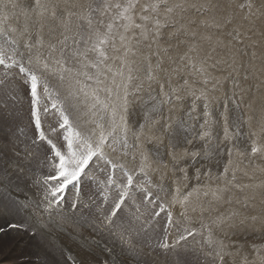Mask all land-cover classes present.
Returning a JSON list of instances; mask_svg holds the SVG:
<instances>
[{"label": "snow or ice", "instance_id": "1", "mask_svg": "<svg viewBox=\"0 0 264 264\" xmlns=\"http://www.w3.org/2000/svg\"><path fill=\"white\" fill-rule=\"evenodd\" d=\"M0 3L5 9L8 7V3L3 0ZM247 6L251 7L250 2ZM12 7L17 5L12 3ZM25 7L36 17H44L49 12L48 0H31ZM182 8V3L170 6L168 0H151L144 5H140V0H97L95 4L88 5L86 14L80 16L87 22V33L77 32L72 37L65 35L56 43H49L46 54L42 51L45 42L38 34L39 30L33 34L25 25L21 31L8 23L6 14L0 15V233L21 238L27 235L32 240H39L53 230L64 232L65 223H69L90 229L100 240L105 236L109 238V243L103 245L99 240L82 243L81 247L88 257L83 264H136L141 252L134 238L148 235L153 222L159 224L157 218L164 214L163 235L162 239H157L156 247L164 250L165 254L171 249L179 264H187L180 254L188 251L189 238L195 240L206 233L204 243L213 249L206 254L216 259L218 264H224L225 257L231 255L226 250L229 246L213 238L212 226L221 227L235 213L229 217H217L211 224L201 220L198 228L183 226L177 229L179 235L169 243L171 230L178 222L173 220L170 206L161 199V193L167 195V190L163 185L154 186L148 175L151 168L148 153L140 152L138 168L130 171L123 164L113 162L106 151L131 155L135 159L141 138L150 142L148 134L159 124L168 133L169 147L172 149L181 144H191L194 138L205 142L206 150L202 156L199 152L191 153L192 162L196 163L197 156L202 160H210L225 151L231 156V148L221 151L207 149L213 140L217 141L216 148H219L221 132L218 126L222 127L225 142L242 136L243 114L237 111L239 101L234 96L230 98L234 109L229 119L228 103L224 105L225 111L217 114L211 109L204 91L199 95L192 93L194 100L186 113L187 119L179 121L174 129L170 121L161 124L165 106L171 108L183 98L177 89L165 91L164 84L160 85V93L154 94L151 85L155 76L151 64L145 67L144 79H141L127 60L129 53L135 55L133 41L139 43L138 37L152 43L163 38V30L172 21L166 18L161 22V12L171 14L175 9ZM94 13H98L95 21ZM105 16L108 17L107 21ZM51 18L60 19L55 6L51 10ZM60 23L68 30V20L60 19ZM121 49L122 55H113ZM66 52L75 61L74 64H69ZM117 59L119 66L114 69L113 64ZM156 68H160L159 61ZM198 71L203 72V69ZM52 79H55L56 85H53ZM109 79L111 83L107 84ZM145 81L148 92L140 109L143 119L136 124L132 132L135 142H131L129 117L133 113L130 112V105L136 94L144 91ZM184 83L188 82L185 80ZM203 83L207 85L208 78ZM60 89L65 91L61 93ZM200 100H203L200 105L202 111L194 117L196 101ZM25 102L28 127L34 133L33 136H29L25 128L17 123L23 118ZM76 117H86L83 127L78 125ZM3 136L7 137L6 142ZM38 149L44 150V158L40 163L49 169L48 175L33 181L43 189L42 199L39 202L21 201L11 194V190L20 191L23 173H31V168L26 169L25 166L30 165L37 156ZM262 151L264 146L253 140L251 154ZM9 153L11 158L5 159ZM151 155L162 162L164 153L157 148ZM9 169L17 175H10ZM106 170L108 174L103 181L95 178L96 172ZM181 171L186 177V170ZM223 171L227 174L228 168L225 167ZM195 179L199 181V171ZM89 182L96 184L100 202L97 203L93 196L84 207L94 204L97 219L76 215L82 203L83 187ZM153 187L156 188L155 195ZM198 192L199 185L184 194L176 188L171 197V205L180 206V216L188 225L193 222L187 216L186 205ZM212 195L216 200L222 199L216 191ZM33 203L43 207L48 214L46 221L25 215ZM53 210L61 218L59 221L53 218ZM192 210L195 211V208ZM137 222L139 227H136ZM148 244L152 246L151 238ZM117 245L119 252L115 250ZM256 251L258 254L259 250ZM97 252L101 254L99 258ZM260 260L264 264V257H260Z\"/></svg>", "mask_w": 264, "mask_h": 264}, {"label": "rangeland", "instance_id": "2", "mask_svg": "<svg viewBox=\"0 0 264 264\" xmlns=\"http://www.w3.org/2000/svg\"><path fill=\"white\" fill-rule=\"evenodd\" d=\"M53 1H56L55 4L54 2L49 3L50 13H45L44 18L40 17L38 20L25 7L31 0H3L4 3H8L9 5L5 9L3 3H0V15L6 14L9 17L8 23L10 24V22L14 21L15 23L11 25L21 31L24 28L23 24L27 25L29 31L33 34H37L39 30L38 34L44 38L45 42V47L42 51L46 54L49 43H56L63 39L65 35L72 37L77 32L81 34L87 33V22L80 19V16L86 14L87 11L86 13L78 12V15L75 13L69 16L68 14L71 13V10L59 11L58 8L62 2L60 0ZM90 1L91 4L97 2V0H88L89 4ZM150 2L151 0H140V5ZM249 2L251 4L250 8L247 6ZM12 3L18 6L13 8ZM168 3L170 6L182 3L183 8L175 9L171 14L160 13L161 22H164L166 18L172 21L163 30V38L159 42L152 43L138 37L139 43L133 41L135 55L129 53L127 57L129 63L136 69L135 74L139 75L141 79H144L145 67L149 63L151 64L155 76V80L151 85V91L154 94H159L160 85L164 84L165 91L177 89L178 94L183 98L182 101L177 102L171 108L165 106L161 124L165 121H170L174 129L179 121L187 119L186 113L190 110L192 101L194 100L192 93L199 95L201 91H204L207 94L213 112L217 114L224 112V105L228 103L227 114L229 115V119L232 118L234 109L230 98L234 96L235 100L239 101L237 111L243 114L242 136L239 139L234 138L231 141L225 142L222 136V127L218 126V130L221 132L219 148H216L217 141L213 140L207 145V149L221 151L231 148V156L227 155L226 151L222 155H214L210 160L202 161L200 156H198V158L196 157V163L192 162L193 157L191 153L193 151L199 152L202 156L206 150L205 142L194 138L191 144H181L176 149H172L169 147L168 133L159 124L156 126V129H159V131L153 129L148 134L151 137L150 142L144 137L141 138L135 159L131 155L124 156L120 152H111L107 149L106 151H108L109 158L113 162L123 164L130 171H135L138 168L140 152L148 153L151 162L148 175L154 186L163 185L167 190V195L161 193V199L166 205L170 206L173 220L178 222L171 230L169 243L173 242L179 235L177 229H182L183 226L198 228L199 221L201 220L211 224L217 217H229L235 213L236 215L232 216L231 220H228L221 227L212 226L213 238L217 241H223L225 245L229 246L226 250L230 251L231 255L225 257L224 264H261L260 257H264V151L252 155L250 147L253 140L258 145L264 146V0H168ZM55 5L57 17L69 21L68 30L60 23V19L53 20L51 18V10ZM242 5L244 7H241ZM24 9L29 13L27 18L22 17V14H26ZM14 15H17V17H14ZM97 17L98 13H94V21ZM104 19L107 21L108 17L105 16ZM31 21L34 23H31ZM192 28L193 31L191 30ZM69 43H71V40ZM182 43L183 45H181ZM177 48L180 49L176 50ZM122 53L123 50L121 49L120 52L113 53V55L118 57ZM65 55L69 56L67 52ZM69 60V64L75 63L70 56ZM157 61L160 62L159 69L156 68ZM118 66L119 60L117 59L113 64V68L115 69ZM198 69H203V72L197 71ZM205 78L209 79L207 85L203 83ZM52 80L53 83L55 79ZM117 80L119 81V77H117ZM185 80L188 82L187 84L184 83ZM109 81H106V83L110 84L111 81ZM55 83L53 85H56ZM60 91L64 92L65 90L60 89ZM147 92L148 87L145 81L144 91L137 93L130 105V112L133 113L129 117L131 129L129 139L131 142H135L132 132L135 131L136 124L142 122L143 119L140 109ZM202 103L203 100L196 101L197 108L196 112L193 113L194 117L202 111L200 108ZM27 111V103L25 102L23 118L17 123L20 127L26 129L29 136H33L34 133L28 127ZM79 119H77V123H81L78 125L83 127V121L86 117L81 120ZM220 122L222 124V118H220ZM4 137L2 139L6 141L7 137ZM157 148L164 153L162 162L153 159L151 155L152 151ZM10 155V153L7 154L5 159H10ZM37 156L32 159L29 166H25L26 169L28 167L32 169L31 173L33 172L34 177L31 173L25 171L26 174L23 173V175L26 177H24L23 183L20 184V191L11 190V194L21 201L22 198L23 201L32 200L33 202H39L42 199L43 189L39 185L34 184L33 181L38 177L48 175L49 169L45 165L42 167L40 163L41 159L44 158L43 149L37 151ZM225 167L228 168L227 174H224L223 171ZM181 169L186 170V177ZM10 170V175L15 177L17 173ZM197 171L200 174L199 181L195 179ZM107 174V170L105 172H96L95 178L103 181ZM198 185L199 192L194 194L190 198L189 204L186 205L188 209L187 216L193 222L191 225H188L187 221L180 214L179 219L182 222L175 217L174 209L181 212V208L178 204L171 205V197L175 193L176 188H179L181 193L184 194L193 190ZM101 187H103V184H101ZM23 189L25 192L22 191ZM82 191V203L76 215L97 219L94 204L84 207V204L89 203V198L93 196L96 197L97 203L100 202L96 184L86 183ZM152 191L155 195L156 188L153 187ZM213 191L218 192L222 196V199H214L212 195ZM205 192L208 193L207 196L204 195ZM18 194L21 199L18 197ZM110 195L114 196L115 193H111ZM193 208H195V211L192 210ZM28 209L25 211V215L31 216L33 219L40 218L45 221L48 219V214L44 211L43 207H37L35 203L30 205ZM53 218L57 221L61 219L55 210H53ZM19 219H23V217H19ZM157 221H159V224L156 221L153 222L155 231H153V228H149L148 235L134 238V242L141 252L140 260L136 264H179L176 254L171 249L165 254L164 250L156 247L157 239H162L163 235L161 229L165 222L164 214L160 218H157ZM97 222L99 221L97 220ZM72 226L69 223H65L64 232L53 230L43 235V238H39V240H32L27 235V237L24 236L21 239V237H16L15 235L6 236L0 233V264H80L71 253L67 252V255H64L66 251L63 252V247L60 249L57 244L62 243L63 245H67L68 243H73L79 249H82L83 240L81 236L86 237V240H99L102 245L109 243L107 236L103 240H100L90 229ZM136 227H139V222H137ZM253 228L254 230H252ZM258 231L260 235H258ZM89 233H92L94 237H88ZM47 235H50V238ZM205 235L206 233L197 236L195 240L191 237L189 238L187 242L188 251L186 253L181 252L180 254L181 257L187 260V264H218L216 259L206 254L213 251V249L204 243ZM261 235L263 237H260ZM71 236L73 238H70ZM149 238H151L152 242L151 247L148 244ZM13 246H15V250H13ZM50 246L52 247L50 248ZM9 247L11 249L8 253ZM257 249L259 250L258 254ZM115 250L119 252V245L116 246ZM11 251H14V253L10 254ZM82 255L83 260L88 258L86 253H82ZM100 256L101 254L97 252V258ZM55 258L57 259L55 260ZM60 261L63 263H60Z\"/></svg>", "mask_w": 264, "mask_h": 264}, {"label": "bare ground", "instance_id": "3", "mask_svg": "<svg viewBox=\"0 0 264 264\" xmlns=\"http://www.w3.org/2000/svg\"><path fill=\"white\" fill-rule=\"evenodd\" d=\"M62 3V5L60 4V2H59V4H60V7L58 8V10L59 11H66V9H69V10H71V13H73V14H77L78 12H85L86 13V11H87V9L88 8H86V7H88V5H89V2H88V0H60ZM29 2V1H28ZM50 2H54L53 0H49V2L48 3H50ZM56 2V1H55ZM55 2H54V4H55ZM27 3V2H26ZM25 3V4H26ZM90 3H91V1H90ZM18 4V3H17ZM51 4H53V3H51ZM93 4V3H92ZM9 5V4H8ZM27 5V4H26ZM18 6V5H17ZM58 6V5H57ZM55 7H56V5H55ZM11 9H13L12 7H11ZM25 10V9H24ZM68 10V11H69ZM26 11V14H22V17H28L29 16V13L27 12V10H25ZM70 12V11H69ZM50 13V12H49ZM65 13V12H64ZM78 15V14H77ZM21 16V15H20ZM19 16V17H20ZM72 16V15H71ZM14 17H17V15L15 16L14 15ZM21 17V18H22ZM261 17V16H260ZM32 18V17H31ZM44 18V17H43ZM46 18V17H45ZM35 19H40V17H38V18H36L35 17ZM21 20V19H20ZM44 20V19H43ZM43 20H42V22H43ZM221 20V19H220ZM45 21V20H44ZM22 22V21H21ZM38 22H40V21H38ZM37 22V23H38ZM219 22V21H218ZM15 22L13 21V22H10V25L12 24H14ZM31 23H34L33 21H31ZM251 23V22H250ZM24 26H25V24H23ZM22 26V25H21ZM33 26V25H32ZM204 27V26H203ZM187 29V28H186ZM197 29H199V28H197ZM192 31H193V28L191 29ZM200 30V29H199ZM257 30V29H256ZM188 31V30H187ZM203 31V30H202ZM42 32V31H41ZM44 32V31H43ZM169 34V33H168ZM194 34V33H193ZM185 35H187V34H185ZM189 35V34H188ZM194 35H196V34H194ZM208 35V34H207ZM190 36V35H189ZM204 38V37H203ZM201 39V38H200ZM185 40V39H184ZM174 41H175V39H174ZM186 41V40H185ZM188 41V40H187ZM198 41V40H197ZM157 42H159V41H157ZM161 42V41H160ZM194 42H196V41H194ZM210 42V41H209ZM200 43H202V42H200ZM214 43V42H213ZM158 44V43H157ZM185 44V43H184ZM207 44V43H206ZM205 44V45H206ZM152 45V44H151ZM181 45H183V43L181 44ZM201 45V44H200ZM204 45V46H205ZM208 45V44H207ZM185 46V45H184ZM184 46H182V47H184ZM177 47V46H176ZM215 47V46H214ZM205 48V47H204ZM180 49V48H179ZM178 48L176 49V50H179ZM207 49V48H206ZM199 51V50H198ZM206 51V50H205ZM220 51V50H219ZM179 53H180V51H178ZM264 52V51H263ZM181 54V53H180ZM182 55V54H181ZM198 55V54H197ZM195 56H196V54H195ZM219 56V55H218ZM159 57V56H158ZM135 58V57H134ZM220 58V57H219ZM137 59V58H136ZM199 59V58H198ZM221 59V58H220ZM223 60V59H222ZM70 61V60H69ZM134 61V60H133ZM132 61V63L134 64V62H137V61H134L133 62ZM221 62V61H220ZM218 63V62H217ZM138 64V63H137ZM137 64H136V67H137ZM135 66V65H134ZM207 66V65H206ZM228 66V65H227ZM226 67V66H225ZM238 67V66H237ZM231 68V67H230ZM169 70V69H168ZM158 71V70H157ZM167 71V70H166ZM198 71V70H197ZM264 71V70H263ZM211 72V71H210ZM233 72V71H232ZM213 73H215V72H213ZM262 73V72H261ZM217 75V74H216ZM158 77V76H157ZM161 77V76H160ZM163 78V77H162ZM240 78V77H239ZM164 79V78H163ZM110 80V79H109ZM209 80V79H208ZM53 81V80H52ZM111 81V80H110ZM109 81V82H110ZM158 81V80H157ZM156 81V82H157ZM53 83H55V81L53 82ZM240 83V82H239ZM56 84V83H55ZM62 90V89H61ZM62 92V91H61ZM234 92V91H233ZM63 93V92H62ZM191 97V96H190ZM194 98V97H193ZM198 106H199V104H198ZM169 109V108H168ZM177 115V114H176ZM77 119H79L78 117H76ZM79 120H81V119H79ZM81 122V121H80ZM84 122V121H83ZM78 124H81V123H79L78 122ZM26 130V129H25ZM29 131V130H28ZM31 132V131H30ZM32 136V135H31ZM4 137V136H3ZM6 137V136H5ZM4 137V138H5ZM5 140V139H4ZM6 142V141H5ZM200 142V141H199ZM200 146V145H199ZM40 150V149H39ZM39 150H37V151H39ZM182 152V151H181ZM194 152V151H193ZM39 154V153H38ZM41 154H43V153H41ZM11 156V155H10ZM38 157V156H37ZM10 158V157H9ZM36 158V157H35ZM41 158H42V156H41ZM197 158H198V156H197ZM8 159V158H7ZM40 160V159H39ZM43 159H41V161H42ZM182 160V159H181ZM203 161V160H202ZM33 165V164H32ZM29 166V165H28ZM38 166V165H37ZM42 167H44V165H42ZM36 168V167H35ZM46 168V167H45ZM40 169V168H39ZM32 170V169H31ZM35 170V169H34ZM11 171V170H10ZM13 171V170H12ZM259 171V170H258ZM27 172V171H26ZM28 173V172H27ZM33 173V172H32ZM31 173V174H32ZM26 174V173H25ZM261 175V174H260ZM259 175V176H260ZM29 176H30V174H29ZM32 176L34 177V175L32 174ZM24 177H26V176H24ZM28 177V176H27ZM31 177V176H30ZM32 178V177H31ZM252 178H254V177H252ZM34 179V178H33ZM28 180H30V179H28ZM32 180V179H31ZM26 181H27V179H26ZM26 185V184H25ZM24 185V187H26ZM184 186V185H183ZM23 187V186H22ZM22 189V188H21ZM14 190V189H13ZM27 190V189H26ZM263 190V189H262ZM261 190V191H262ZM22 191H24V189L22 190ZM12 192V191H11ZM25 192V191H24ZM14 193V192H13ZM21 193V192H20ZM15 194V193H14ZM34 195V194H33ZM17 196V195H16ZM22 196H24V195H22ZM31 196H32V194H31ZM263 196V195H262ZM18 197H19V194H18ZM35 197V196H34ZM20 198V197H19ZM21 199V198H20ZM264 199V198H263ZM22 201H23V198H22ZM259 201V200H258ZM96 202H97V200H96ZM263 204V203H262ZM255 205V204H254ZM29 210V209H28ZM31 210V209H30ZM261 211V210H260ZM174 212H175V217L176 218H178L179 219V214H180V211H176L175 209H174ZM261 212H263V211H261ZM260 212V213H261ZM32 213V212H31ZM254 213V212H253ZM252 213V214H253ZM259 213V212H258ZM263 217V216H262ZM35 218V217H34ZM259 218H260V216H259ZM263 220V219H262ZM179 221L180 222H182V220H180L179 219ZM264 222V221H263ZM239 224V223H238ZM241 225V224H240ZM244 225V224H243ZM72 226V225H71ZM74 226V225H73ZM72 226V227H73ZM68 227V226H67ZM70 227V226H69ZM71 227V228H72ZM77 226H75V228H76ZM70 229V228H69ZM68 229V230H69ZM74 229V228H73ZM259 229V228H258ZM75 230V229H74ZM252 230H254V228L252 229ZM255 230H256V228H255ZM251 231V230H250ZM260 231H262V230H260ZM72 232V231H71ZM74 233V232H73ZM77 233V232H76ZM236 233V232H235ZM257 233H259L258 235H260V232L258 231ZM263 233V232H262ZM67 235H68V233H66ZM72 234V233H71ZM75 234V233H74ZM253 234V233H252ZM264 234V233H263ZM76 235V234H75ZM254 235H255V233H254ZM26 236V235H25ZM48 236V235H47ZM70 236V235H69ZM72 236H74V235H72ZM70 237V238H73V237ZM77 236V235H76ZM27 237V236H26ZM49 238H50V235L48 236ZM75 237V236H74ZM79 237V236H78ZM77 237V238H78ZM88 237H94V235L91 233H89V235H88ZM255 237V236H254ZM260 237H263L262 235L260 236ZM40 238H43V236L42 237H40ZM67 238V237H66ZM249 238V237H248ZM253 238V237H252ZM258 238V237H257ZM22 239V238H21ZM51 239H52V237H51ZM79 239V238H78ZM81 239L83 240V243L86 241V237H84V236H81ZM238 239V238H237ZM246 239V238H245ZM233 240V239H232ZM25 242H27V241H25ZM47 242V241H46ZM250 242V241H249ZM255 242H256V240H255ZM48 243H50V242H48ZM54 243H56L55 241H54ZM251 243V242H250ZM259 243V242H258ZM41 244H42V242H41ZM51 244V243H50ZM80 244V243H79ZM256 244V243H255ZM259 245H262V244H259ZM57 246H59V248L61 249L62 247V250H63V252L64 251H66V252H64V255H67V252H69V253H71L72 254V256L74 257V259L76 260V261H78L80 264H83V255H82V253H85V251L83 250V249H79L75 244H73V243H68L67 245L66 244H62V243H58L57 244ZM14 247V249L13 250H15L16 248H15V246H13ZM21 247V246H20ZM52 246H50V248H51ZM53 247H54V245H53ZM56 247V246H55ZM250 247V246H249ZM257 247V246H256ZM37 248V247H36ZM42 248V247H41ZM49 248V247H48ZM57 248V247H56ZM77 248V249H76ZM10 249H11V247H9L8 248V253H9V251H10ZM19 249V248H18ZM53 249V248H52ZM245 249V248H244ZM24 250V249H23ZM38 250V249H37ZM48 250H50V249H48ZM248 251V250H247ZM16 252V251H15ZM43 252V251H42ZM55 252H56V250H55ZM12 253H14V251H11L10 252V254H12ZM20 253H21V251H20ZM59 253V252H58ZM238 254H239V252H237ZM236 253V254H237ZM17 255V254H16ZM241 255V254H240ZM240 255H238L239 257H240ZM242 255H243V253H242ZM40 256H42V255H40ZM244 256V255H243ZM48 257V256H47ZM51 257V256H50ZM235 257V256H234ZM57 258H55V260H56ZM237 260V259H236ZM239 260H240V258H239ZM245 260V259H244ZM51 261V260H50ZM58 261V260H57ZM236 262V261H235ZM60 263H63V262H61L60 261ZM42 264H44V263H42Z\"/></svg>", "mask_w": 264, "mask_h": 264}]
</instances>
